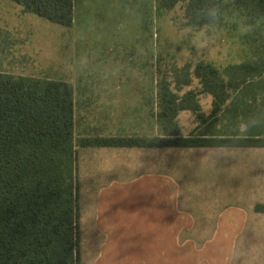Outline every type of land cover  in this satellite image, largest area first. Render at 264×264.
Here are the masks:
<instances>
[{"label": "crops", "instance_id": "0c3cea01", "mask_svg": "<svg viewBox=\"0 0 264 264\" xmlns=\"http://www.w3.org/2000/svg\"><path fill=\"white\" fill-rule=\"evenodd\" d=\"M76 1L85 12L112 5ZM68 83L74 138L161 135L154 122L150 134L130 131L155 99L146 94L151 81ZM224 83V97L202 92L196 109L178 111L180 136L264 138V79ZM163 149L170 154L162 156ZM151 150L159 151L143 156ZM76 152L79 264H264V211L256 210L264 206V146H76Z\"/></svg>", "mask_w": 264, "mask_h": 264}, {"label": "rangeland", "instance_id": "374dc122", "mask_svg": "<svg viewBox=\"0 0 264 264\" xmlns=\"http://www.w3.org/2000/svg\"><path fill=\"white\" fill-rule=\"evenodd\" d=\"M74 4L72 22L62 25L19 3L0 0V73L68 85L72 80L151 81L153 87H148L146 94L156 100L147 101L139 116L140 126L130 129L145 135L154 132L150 130L153 122V130L158 124L162 84L167 83L177 98L188 92L194 100L202 92L212 94L194 75L196 66L217 77L216 97L226 95L225 81L264 79V0H222L217 24L190 22L183 0L170 6L164 5V0H112L109 7L88 8L86 12L76 0ZM184 66L189 81L177 89L176 82L183 77L178 70ZM181 122L186 125V115L181 116ZM153 151L159 150L143 156L155 157ZM168 152L163 149L162 156ZM131 156L141 157L137 153ZM88 169L95 174V169L85 171ZM115 169L117 176L119 170ZM81 238L78 230V244Z\"/></svg>", "mask_w": 264, "mask_h": 264}, {"label": "trees", "instance_id": "16d2710c", "mask_svg": "<svg viewBox=\"0 0 264 264\" xmlns=\"http://www.w3.org/2000/svg\"><path fill=\"white\" fill-rule=\"evenodd\" d=\"M13 1L52 22L72 21V0ZM183 1L190 22H219L222 0ZM178 71L183 77L177 89L189 81L187 66ZM193 72L215 95L217 77L200 66ZM158 98L161 135L74 138L67 83L0 73V264H78L76 146H264V138L180 136L175 117L181 109L197 108L192 93L177 98L164 83Z\"/></svg>", "mask_w": 264, "mask_h": 264}]
</instances>
